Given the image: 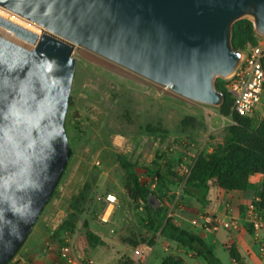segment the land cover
Wrapping results in <instances>:
<instances>
[{"label": "water", "instance_id": "1", "mask_svg": "<svg viewBox=\"0 0 264 264\" xmlns=\"http://www.w3.org/2000/svg\"><path fill=\"white\" fill-rule=\"evenodd\" d=\"M0 9L39 32L0 16V264L29 237L72 156L65 121L75 48L220 108L216 80L244 58L234 25L250 19L264 37V0H0ZM147 202L161 205L154 195Z\"/></svg>", "mask_w": 264, "mask_h": 264}, {"label": "rangeland", "instance_id": "2", "mask_svg": "<svg viewBox=\"0 0 264 264\" xmlns=\"http://www.w3.org/2000/svg\"><path fill=\"white\" fill-rule=\"evenodd\" d=\"M242 21L241 28L251 22ZM251 35L259 39L254 30ZM250 44L249 35L242 45ZM73 57L76 68L65 121L72 156L33 235L10 264H22L33 238L50 241L64 231L71 235L74 254L93 264H160L159 254L150 248L161 237L150 228V205L144 197L154 195L160 201L158 211L166 221L177 211L200 220L207 213L182 195L184 184L163 183L148 168L156 156H162L185 176L198 156L208 157L216 151L225 155L231 128L236 125L234 115L187 101L84 48H75ZM217 81L222 88V80ZM263 120L264 94L249 119L250 127L257 130ZM120 156L136 164L138 185L129 182ZM109 194L117 202L110 221L103 224L100 216ZM86 226L99 245L88 243ZM201 262L206 264L203 258Z\"/></svg>", "mask_w": 264, "mask_h": 264}, {"label": "trees", "instance_id": "3", "mask_svg": "<svg viewBox=\"0 0 264 264\" xmlns=\"http://www.w3.org/2000/svg\"><path fill=\"white\" fill-rule=\"evenodd\" d=\"M242 22V20L237 22L233 27L232 43L235 50L245 49L242 44L249 35L253 40V45L257 43V40L251 35L254 30L252 22H246L248 29L240 27ZM257 36L260 37L258 34ZM222 82L224 85L221 88L219 81L216 80V88L225 95L224 104L220 108L224 114H230L232 102L225 88L224 80ZM249 119L250 117L233 116L236 125L231 128L224 150L225 155H221L220 152L216 151L208 157L198 156L185 176L175 170L171 161L165 160L162 156H156L148 168L149 173L157 180L171 186L184 184L183 193L185 196L195 199L197 203L204 207L209 204V193L212 185H217L228 191H245L249 187V178L261 174L263 175L261 190L258 199H255L253 203L260 211H264V120L260 127L254 130L250 127ZM147 129L150 130V128ZM156 131L152 130L153 133ZM119 162L126 171L129 182L138 185L135 173L136 164L131 163L123 156L119 157ZM147 198L144 197L145 202H147ZM149 211L150 228L158 231L160 237L174 241L179 246L189 249L203 258L207 264H222L200 236L173 224L172 220L166 221L161 212L154 211L151 206ZM86 228L88 243L91 246L99 245L100 241L94 236L92 230L88 226ZM231 256L233 259L238 260L233 250H231Z\"/></svg>", "mask_w": 264, "mask_h": 264}, {"label": "crops", "instance_id": "4", "mask_svg": "<svg viewBox=\"0 0 264 264\" xmlns=\"http://www.w3.org/2000/svg\"><path fill=\"white\" fill-rule=\"evenodd\" d=\"M263 175L256 174L249 178V187L245 191H228L212 185L209 193V204L200 206L207 216H221L224 219H235L239 223L237 230H220L211 232L202 227V217L194 219L181 211H177L172 219L173 224L200 236L212 249L222 264H264V254L259 251L254 237L244 221L246 206L258 199ZM182 195H185L182 192ZM189 198V197H188ZM264 213V211H263ZM33 235V231L29 235ZM160 257V264H203L201 257L189 249L179 246L176 242L158 238L150 248ZM231 250L238 260L231 256ZM205 261V260H204ZM22 264H56L57 238L47 241L46 238H33L22 256ZM206 263V262H205ZM207 264V263H206Z\"/></svg>", "mask_w": 264, "mask_h": 264}, {"label": "built area", "instance_id": "5", "mask_svg": "<svg viewBox=\"0 0 264 264\" xmlns=\"http://www.w3.org/2000/svg\"><path fill=\"white\" fill-rule=\"evenodd\" d=\"M15 16L18 15L15 14ZM243 51L244 58L241 64L236 72L224 82L232 102L231 114L239 117H252L264 94V37L260 36L256 44L248 45ZM116 202L117 199L114 195H107V205L100 216L103 224L110 221ZM244 221L251 231L259 251L264 254L263 211H260L253 202L248 204L245 209ZM202 224L206 230L211 232L239 228L237 220L224 219L215 215L203 217ZM56 264H93V262L77 257L71 247V235L68 232H62L57 238Z\"/></svg>", "mask_w": 264, "mask_h": 264}, {"label": "bare ground", "instance_id": "6", "mask_svg": "<svg viewBox=\"0 0 264 264\" xmlns=\"http://www.w3.org/2000/svg\"><path fill=\"white\" fill-rule=\"evenodd\" d=\"M0 12H2L3 14H6L4 11H2L1 9H0ZM1 16V15H0ZM8 16V15H7ZM3 17V16H2ZM10 17V16H9ZM18 17V16H17ZM5 18V17H4ZM11 18V17H10ZM12 19H14V20H16L15 18H12ZM10 20V19H9ZM10 21H12V20H10ZM18 21V20H17ZM12 22H14V21H12ZM20 22V21H19ZM14 23H16V22H14ZM18 24V23H17ZM21 24H24V23H22V22H20L19 23V25H21ZM25 26H27L26 24H24ZM23 26V25H22ZM26 28H28V27H26Z\"/></svg>", "mask_w": 264, "mask_h": 264}]
</instances>
